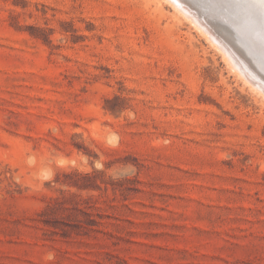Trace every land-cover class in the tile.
I'll return each instance as SVG.
<instances>
[{"label":"rangeland","instance_id":"1","mask_svg":"<svg viewBox=\"0 0 264 264\" xmlns=\"http://www.w3.org/2000/svg\"><path fill=\"white\" fill-rule=\"evenodd\" d=\"M185 17L0 0V264H264V93Z\"/></svg>","mask_w":264,"mask_h":264},{"label":"bare ground","instance_id":"2","mask_svg":"<svg viewBox=\"0 0 264 264\" xmlns=\"http://www.w3.org/2000/svg\"><path fill=\"white\" fill-rule=\"evenodd\" d=\"M167 1L175 11L186 16L187 20L189 19L192 24L194 23L193 25L204 33L208 39L211 37L214 44L220 45L224 50V52H222L223 50L221 52L224 54L226 61H230L231 66L238 74H241V76L246 79V82L248 81L251 86H255L257 90L261 89L264 93V72L258 71L242 55L241 50L231 38L230 29H228L229 25L233 23L229 22L225 17L222 18V16L216 15L217 10L212 5L216 0H206L205 2L204 0ZM244 2H246V0L242 1V4H245ZM222 3L228 6L231 4V1L223 0ZM261 20L264 21V18H261ZM252 88L255 89L254 87Z\"/></svg>","mask_w":264,"mask_h":264},{"label":"water","instance_id":"3","mask_svg":"<svg viewBox=\"0 0 264 264\" xmlns=\"http://www.w3.org/2000/svg\"><path fill=\"white\" fill-rule=\"evenodd\" d=\"M222 1L212 4L216 15L233 23H228L232 40L250 64L264 72V21L260 15L264 4L260 0H246L245 4H242L244 0H228L231 4L225 6Z\"/></svg>","mask_w":264,"mask_h":264},{"label":"clouds","instance_id":"4","mask_svg":"<svg viewBox=\"0 0 264 264\" xmlns=\"http://www.w3.org/2000/svg\"><path fill=\"white\" fill-rule=\"evenodd\" d=\"M135 115L133 113H129V119H134ZM118 135L116 133H112L108 136L107 138V143L111 146H116V143L118 142ZM35 163V158L32 156H29L28 158V164L31 166ZM96 167L99 169L101 166L99 164L96 165ZM135 167L134 166H128L120 171H118L114 178H123L126 176H131V175H135ZM52 177V171L49 168H44L40 171L39 173V179L44 180V181H48L50 180ZM47 260L52 261L55 259L54 254L52 253H48L45 257Z\"/></svg>","mask_w":264,"mask_h":264},{"label":"snow or ice","instance_id":"5","mask_svg":"<svg viewBox=\"0 0 264 264\" xmlns=\"http://www.w3.org/2000/svg\"><path fill=\"white\" fill-rule=\"evenodd\" d=\"M261 4H264V0H260ZM260 15L262 18H264V8L261 9Z\"/></svg>","mask_w":264,"mask_h":264}]
</instances>
